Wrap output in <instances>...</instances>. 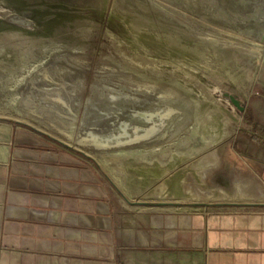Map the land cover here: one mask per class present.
<instances>
[{"label":"rangeland","instance_id":"obj_1","mask_svg":"<svg viewBox=\"0 0 264 264\" xmlns=\"http://www.w3.org/2000/svg\"><path fill=\"white\" fill-rule=\"evenodd\" d=\"M16 126L83 153L137 208L264 196V0H0L6 142ZM228 135L259 179L211 165Z\"/></svg>","mask_w":264,"mask_h":264},{"label":"crops","instance_id":"obj_2","mask_svg":"<svg viewBox=\"0 0 264 264\" xmlns=\"http://www.w3.org/2000/svg\"><path fill=\"white\" fill-rule=\"evenodd\" d=\"M232 136L211 165L259 179L260 156ZM222 198L137 208L83 153L28 127L6 142L0 129V264H264V196Z\"/></svg>","mask_w":264,"mask_h":264},{"label":"water","instance_id":"obj_3","mask_svg":"<svg viewBox=\"0 0 264 264\" xmlns=\"http://www.w3.org/2000/svg\"><path fill=\"white\" fill-rule=\"evenodd\" d=\"M223 96L226 97L227 99L230 100V102L235 106L237 107L240 111H244L245 110V105L244 103L241 101V99L239 98L238 95L236 94H232L230 92H227V91H224L223 93ZM161 205H169L171 204L170 202H166V201H163V202H160Z\"/></svg>","mask_w":264,"mask_h":264},{"label":"trees","instance_id":"obj_4","mask_svg":"<svg viewBox=\"0 0 264 264\" xmlns=\"http://www.w3.org/2000/svg\"><path fill=\"white\" fill-rule=\"evenodd\" d=\"M256 129V127H254ZM257 130V129H256ZM252 138H255L256 140H260L259 137L257 136V132H255L252 136Z\"/></svg>","mask_w":264,"mask_h":264}]
</instances>
